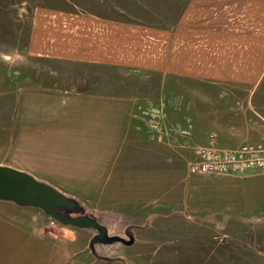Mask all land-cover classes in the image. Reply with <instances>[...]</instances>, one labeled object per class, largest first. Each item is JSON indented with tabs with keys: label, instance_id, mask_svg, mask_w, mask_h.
I'll return each mask as SVG.
<instances>
[{
	"label": "rangeland",
	"instance_id": "374dc122",
	"mask_svg": "<svg viewBox=\"0 0 264 264\" xmlns=\"http://www.w3.org/2000/svg\"><path fill=\"white\" fill-rule=\"evenodd\" d=\"M184 1L0 0V165L60 192L69 201L63 214L91 217L108 236L125 241L90 245L94 229L62 225L32 207L5 218L11 209L0 207V264L4 259L33 264L38 258L46 263L60 255L65 264H264V169L189 172L199 148L264 144L225 134L242 133V125L230 119H216L217 124L209 115L221 102L224 109L249 106L250 92L236 96L225 87L171 86L150 75H93L27 53L30 16L39 7L161 25ZM111 98L146 101L137 108L140 123L123 121L122 105L113 111ZM94 117L100 122H86ZM36 126L54 134L97 132V149L76 156L80 163L74 165L83 163L84 169L61 174L27 154L33 147L44 150L35 145L41 133L35 144L26 141ZM111 141L115 154H102ZM21 227L33 228L36 239H23ZM5 242L25 243L22 255L16 246L5 249Z\"/></svg>",
	"mask_w": 264,
	"mask_h": 264
},
{
	"label": "crops",
	"instance_id": "0c3cea01",
	"mask_svg": "<svg viewBox=\"0 0 264 264\" xmlns=\"http://www.w3.org/2000/svg\"><path fill=\"white\" fill-rule=\"evenodd\" d=\"M27 53L50 64L81 68L93 75H150L165 83L170 82L171 86L225 87L227 91L236 92V96L250 92L249 106L242 103L240 108L224 109L221 102V108L211 109L209 115L217 124L216 119H230V122L242 125L241 135L229 130L225 134L251 139L247 143H264V0H185L176 16L161 25L39 7L30 16ZM111 100L112 110L116 105H122L123 121L140 123L137 108L146 101L132 98ZM111 117L105 120L110 122ZM86 122L93 124L100 120L94 117L93 121ZM217 124L215 129L222 135L223 131ZM40 133L42 143L35 144ZM27 135L28 143L32 141L36 146L44 147L39 151L33 147L27 154L33 158L41 157L42 164L51 165V170L58 169L64 175L74 169H84L82 162L80 168L74 165L80 163L76 156L93 153L98 144L97 132H94V137L75 134L71 130L54 134L36 126ZM51 138H57V141L51 143ZM88 143L92 150L86 151ZM106 149L102 154H115L112 141ZM56 156L62 157L63 164L57 165ZM0 207L11 209L12 213L5 217L10 219H14L13 213L30 208L3 200H0ZM21 228L23 232L19 235L23 239H36L33 228ZM13 240L17 241L9 238V241ZM24 244L5 242L4 248L11 250V246H16L14 248L18 247V254L22 255L23 250L20 249ZM45 261L38 258L33 264L66 262L62 255L52 262ZM1 263L26 262L4 259Z\"/></svg>",
	"mask_w": 264,
	"mask_h": 264
},
{
	"label": "water",
	"instance_id": "95a60500",
	"mask_svg": "<svg viewBox=\"0 0 264 264\" xmlns=\"http://www.w3.org/2000/svg\"><path fill=\"white\" fill-rule=\"evenodd\" d=\"M0 200L10 201L21 207H32L42 210L56 222L76 228L96 230L90 241L94 243L111 244L121 242L122 238L108 236L105 226L88 216H73L63 214L61 209L69 205V201L52 186L38 181L28 173L0 165Z\"/></svg>",
	"mask_w": 264,
	"mask_h": 264
},
{
	"label": "built area",
	"instance_id": "2783aa9c",
	"mask_svg": "<svg viewBox=\"0 0 264 264\" xmlns=\"http://www.w3.org/2000/svg\"><path fill=\"white\" fill-rule=\"evenodd\" d=\"M195 161L189 164L193 174L242 173L250 169H264V144L242 145L223 149L210 145L196 151Z\"/></svg>",
	"mask_w": 264,
	"mask_h": 264
}]
</instances>
